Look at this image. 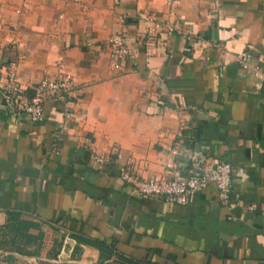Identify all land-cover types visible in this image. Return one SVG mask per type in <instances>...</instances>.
<instances>
[{
	"label": "crops",
	"instance_id": "1",
	"mask_svg": "<svg viewBox=\"0 0 264 264\" xmlns=\"http://www.w3.org/2000/svg\"><path fill=\"white\" fill-rule=\"evenodd\" d=\"M166 1L0 0V84L59 63L76 84L71 115L48 104L41 123L11 116L0 92V264H264V0H181L167 44L141 46L164 35ZM114 32L134 53L121 70ZM191 158L230 162L227 204L213 184L176 204L119 178L121 165L187 177Z\"/></svg>",
	"mask_w": 264,
	"mask_h": 264
},
{
	"label": "built area",
	"instance_id": "2",
	"mask_svg": "<svg viewBox=\"0 0 264 264\" xmlns=\"http://www.w3.org/2000/svg\"><path fill=\"white\" fill-rule=\"evenodd\" d=\"M119 4L120 0H114ZM181 0H167V22L164 35L155 36L151 30H146L140 35V44L145 46L148 42L159 41L163 46L167 44V38L173 33L170 18L174 16V6ZM20 11V10H19ZM159 26V24H156ZM109 64L113 70H121L126 62L134 59V53L129 47L127 38L123 32L112 33L108 40ZM239 64L244 70H248L247 56L242 55ZM57 73L45 76L38 82L27 85L22 83L12 70H6L0 84L1 106L15 118H21L31 123L45 121V110L48 104H61L62 112L71 115L66 110L67 98L76 91L74 74L65 69L62 63L58 64ZM31 91V95L27 91ZM60 133L55 136L59 137ZM117 157L119 156L116 154ZM113 153L94 155V163L100 166L112 159ZM192 159V158H191ZM232 166L226 160L216 161L213 164H202L192 159L189 175H154L143 178L134 173L129 167H119V178L126 183L133 195L137 197H163L165 200L176 204H187L196 194L204 190L209 184L217 189V201L227 204L232 191Z\"/></svg>",
	"mask_w": 264,
	"mask_h": 264
},
{
	"label": "trees",
	"instance_id": "3",
	"mask_svg": "<svg viewBox=\"0 0 264 264\" xmlns=\"http://www.w3.org/2000/svg\"><path fill=\"white\" fill-rule=\"evenodd\" d=\"M92 243L93 246H96L97 248H99L101 251H109L112 252L110 250V248L103 242H99V241H90ZM121 256V255H120Z\"/></svg>",
	"mask_w": 264,
	"mask_h": 264
},
{
	"label": "rangeland",
	"instance_id": "4",
	"mask_svg": "<svg viewBox=\"0 0 264 264\" xmlns=\"http://www.w3.org/2000/svg\"><path fill=\"white\" fill-rule=\"evenodd\" d=\"M16 75V74H15ZM17 77V76H16ZM19 80V79H18Z\"/></svg>",
	"mask_w": 264,
	"mask_h": 264
}]
</instances>
